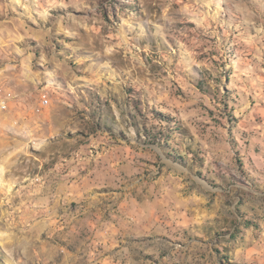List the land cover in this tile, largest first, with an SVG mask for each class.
<instances>
[{"label": "rangeland", "instance_id": "374dc122", "mask_svg": "<svg viewBox=\"0 0 264 264\" xmlns=\"http://www.w3.org/2000/svg\"><path fill=\"white\" fill-rule=\"evenodd\" d=\"M0 91V264H264V0H0Z\"/></svg>", "mask_w": 264, "mask_h": 264}, {"label": "built area", "instance_id": "2783aa9c", "mask_svg": "<svg viewBox=\"0 0 264 264\" xmlns=\"http://www.w3.org/2000/svg\"><path fill=\"white\" fill-rule=\"evenodd\" d=\"M11 94L9 92L0 91V104L3 108L7 107V101L9 100ZM48 103V98L43 95L41 98V106H45Z\"/></svg>", "mask_w": 264, "mask_h": 264}, {"label": "bare ground", "instance_id": "6f19581e", "mask_svg": "<svg viewBox=\"0 0 264 264\" xmlns=\"http://www.w3.org/2000/svg\"><path fill=\"white\" fill-rule=\"evenodd\" d=\"M2 181V172H0V183Z\"/></svg>", "mask_w": 264, "mask_h": 264}]
</instances>
